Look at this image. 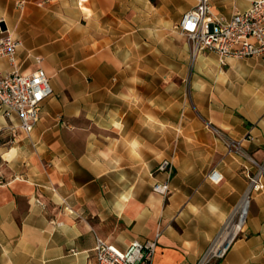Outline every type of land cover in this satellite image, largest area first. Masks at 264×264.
I'll list each match as a JSON object with an SVG mask.
<instances>
[{"label": "crops", "instance_id": "1", "mask_svg": "<svg viewBox=\"0 0 264 264\" xmlns=\"http://www.w3.org/2000/svg\"><path fill=\"white\" fill-rule=\"evenodd\" d=\"M253 1L211 9L230 18ZM197 3L0 0V38L20 42L16 69H42L52 89L29 136L0 113V264H96V239L125 251L158 233L152 264H196L244 202L212 264H264V178L248 193L264 165V63L192 60L174 27ZM165 183L166 197L153 192Z\"/></svg>", "mask_w": 264, "mask_h": 264}, {"label": "built area", "instance_id": "2", "mask_svg": "<svg viewBox=\"0 0 264 264\" xmlns=\"http://www.w3.org/2000/svg\"><path fill=\"white\" fill-rule=\"evenodd\" d=\"M211 1L198 0L197 5L185 13L174 27L189 44L191 59L195 60L201 53L212 52L219 57L221 66H225L230 58L257 57L264 63V0H254L246 12L236 13L230 18L213 13ZM19 47L20 42L10 35L0 38V60H6L11 67L8 72L0 70V113L6 118L16 117L20 131L29 136L40 120L42 104L52 96V89L50 80L42 69L25 76L18 72L16 58ZM37 62L40 60L37 59ZM226 146L229 152H238L231 143H226ZM255 165L259 171L248 177V193L263 189L264 165ZM170 169L169 161H164L159 166V171L162 172H169ZM206 179L217 185L223 178L213 169ZM152 190L166 197L169 185L154 184ZM37 204L42 205L40 201ZM159 236L160 233L154 240L133 241L125 251H119L113 245L96 239V264H152ZM236 236L237 234L225 243H220L222 236L217 238L196 264H212L222 260ZM71 253L76 254V251L71 250Z\"/></svg>", "mask_w": 264, "mask_h": 264}, {"label": "bare ground", "instance_id": "3", "mask_svg": "<svg viewBox=\"0 0 264 264\" xmlns=\"http://www.w3.org/2000/svg\"><path fill=\"white\" fill-rule=\"evenodd\" d=\"M245 210H246V202L243 203V205L241 206V209L239 211V215L238 217V221H236V223H229V225H227L225 227V229L222 232V237L220 239V243H225L227 241H230L232 239V237L237 234V232H239V230L241 229L243 222H244V216H245ZM237 212V211H236ZM234 220V219H233Z\"/></svg>", "mask_w": 264, "mask_h": 264}, {"label": "rangeland", "instance_id": "4", "mask_svg": "<svg viewBox=\"0 0 264 264\" xmlns=\"http://www.w3.org/2000/svg\"><path fill=\"white\" fill-rule=\"evenodd\" d=\"M5 168H6V167L3 166V165L0 163V173H1V171L4 170ZM0 179H1V176H0ZM236 221H238V218H236ZM236 221H235V222H232V223L234 224V223H236Z\"/></svg>", "mask_w": 264, "mask_h": 264}, {"label": "trees", "instance_id": "5", "mask_svg": "<svg viewBox=\"0 0 264 264\" xmlns=\"http://www.w3.org/2000/svg\"><path fill=\"white\" fill-rule=\"evenodd\" d=\"M153 3H155V0H151Z\"/></svg>", "mask_w": 264, "mask_h": 264}]
</instances>
